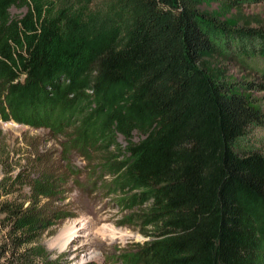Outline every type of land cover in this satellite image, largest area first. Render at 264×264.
<instances>
[{
	"label": "trees",
	"instance_id": "1",
	"mask_svg": "<svg viewBox=\"0 0 264 264\" xmlns=\"http://www.w3.org/2000/svg\"><path fill=\"white\" fill-rule=\"evenodd\" d=\"M198 1L0 0V114L54 132L47 115L88 110L79 126H96L94 144L123 137V157L99 165L152 200L160 264H264V152L250 141L264 117L246 93L264 83L223 82L199 64L215 51L264 76V28L219 22ZM85 137L64 143L69 160L94 146ZM50 179L34 181L27 207L0 202L16 250Z\"/></svg>",
	"mask_w": 264,
	"mask_h": 264
},
{
	"label": "rangeland",
	"instance_id": "2",
	"mask_svg": "<svg viewBox=\"0 0 264 264\" xmlns=\"http://www.w3.org/2000/svg\"><path fill=\"white\" fill-rule=\"evenodd\" d=\"M198 9L228 25L264 28V3L234 6L226 0H199ZM22 11L13 9L15 13ZM199 64L223 82L264 83L263 75L230 55L209 51ZM246 93L264 117V90ZM88 113L78 109L58 111L53 120L47 115L48 123L58 124L54 132L32 125L41 123L37 118L18 122L0 114V202L27 207L32 204L28 197L34 181L44 182L46 175L51 178L52 191L48 197L36 196L30 227L24 229L31 240L18 250L9 237L10 223L0 214V264H19L15 251L26 253V264H160L150 248L161 236L155 223L149 222L152 200L142 195V188L127 183L122 173L108 172L99 165L107 158H122L126 141L120 137V145L109 148L105 143L94 144L96 126L89 124L85 130L79 126ZM25 118L27 115L21 119ZM81 133L94 146L77 155L74 152L69 160L64 143ZM250 141L264 152V126L253 132ZM68 163L75 172L70 180L62 174ZM89 175L97 187L91 184ZM44 184L47 188L48 183ZM82 217L94 221L93 231L90 235L80 234L66 245L67 227ZM91 250L98 258L85 260Z\"/></svg>",
	"mask_w": 264,
	"mask_h": 264
},
{
	"label": "bare ground",
	"instance_id": "3",
	"mask_svg": "<svg viewBox=\"0 0 264 264\" xmlns=\"http://www.w3.org/2000/svg\"><path fill=\"white\" fill-rule=\"evenodd\" d=\"M94 226H95L94 221H92L90 218H86V217H82L78 220L73 221L66 229L65 236H64L65 244L66 245L69 244L71 240H73L74 238H77V236H79L80 234H84V235L89 234L90 235V233L94 229ZM99 231H101V230H99ZM105 233H106V231H105ZM95 258H98V254L94 250H91L90 252H88L86 254V256L84 257L85 260H91V259H95Z\"/></svg>",
	"mask_w": 264,
	"mask_h": 264
}]
</instances>
